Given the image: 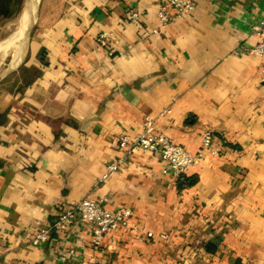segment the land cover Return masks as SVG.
Returning a JSON list of instances; mask_svg holds the SVG:
<instances>
[{
	"label": "crops",
	"instance_id": "0c3cea01",
	"mask_svg": "<svg viewBox=\"0 0 264 264\" xmlns=\"http://www.w3.org/2000/svg\"><path fill=\"white\" fill-rule=\"evenodd\" d=\"M22 1L0 0V19ZM157 11L158 0H39L0 75V264H264V58L250 51L264 0H195L153 32ZM147 117L191 152L212 132L218 153L184 173L193 184L142 148L107 171L119 136ZM85 197L129 207L130 224L99 247L78 220L31 242Z\"/></svg>",
	"mask_w": 264,
	"mask_h": 264
},
{
	"label": "built area",
	"instance_id": "2783aa9c",
	"mask_svg": "<svg viewBox=\"0 0 264 264\" xmlns=\"http://www.w3.org/2000/svg\"><path fill=\"white\" fill-rule=\"evenodd\" d=\"M194 2L195 0H158V25L152 31L159 32L176 17L190 14L194 8ZM139 16L140 13L137 10L128 14V17L133 19H137ZM253 30L258 34L259 39L250 47V51L264 58V18L253 25ZM96 41L99 45L108 48L109 53H112L110 35L106 31L99 33ZM260 78L264 81V59L260 68ZM118 145L124 153L107 165L108 172L121 167L135 148L158 153L172 167L176 175L184 174L191 166L200 163L205 150L218 153V148L213 145V135L209 129H205L202 133L201 149L191 152L182 144L171 140L164 132L155 130L154 121L150 117L144 119L141 130L136 134H121L118 138ZM103 200L106 198L98 200L85 197L69 201L59 212L52 225L41 228L31 239V242L34 244L44 242L50 237L51 229L59 231L78 220L87 224L93 245L99 247L108 231L117 227H127L132 214L129 207L111 210L103 205Z\"/></svg>",
	"mask_w": 264,
	"mask_h": 264
},
{
	"label": "rangeland",
	"instance_id": "374dc122",
	"mask_svg": "<svg viewBox=\"0 0 264 264\" xmlns=\"http://www.w3.org/2000/svg\"><path fill=\"white\" fill-rule=\"evenodd\" d=\"M26 1L27 0H23L21 5L22 7H20V9L19 8L14 9L13 13L10 14L9 17L4 18L2 20L0 19V75L8 68L13 66L12 61L14 59L13 53H14L15 45L12 43H8V40L13 38V35H16L18 32V29L20 27V21H19L21 16L20 14H22L23 12ZM31 1H33V7L30 12L28 25L26 26L27 33H25V38L23 39L21 44L20 54L22 53V51L26 46L38 10L39 0H31Z\"/></svg>",
	"mask_w": 264,
	"mask_h": 264
},
{
	"label": "bare ground",
	"instance_id": "6f19581e",
	"mask_svg": "<svg viewBox=\"0 0 264 264\" xmlns=\"http://www.w3.org/2000/svg\"><path fill=\"white\" fill-rule=\"evenodd\" d=\"M32 7H33V1L27 0L22 14H20L21 15L20 19H19L20 27L18 29V32L16 35H13V38L8 40V43H12L15 45L14 53H13L14 59L12 61V65H14L19 60V58L21 56L20 55L21 44H22L23 39L25 38V33H27L26 32V26L28 25V22H29V16H30V12H31ZM17 20H18V18H17ZM14 23H15V21H14ZM13 34H14V32H13ZM12 65H10V66H12Z\"/></svg>",
	"mask_w": 264,
	"mask_h": 264
},
{
	"label": "trees",
	"instance_id": "16d2710c",
	"mask_svg": "<svg viewBox=\"0 0 264 264\" xmlns=\"http://www.w3.org/2000/svg\"><path fill=\"white\" fill-rule=\"evenodd\" d=\"M14 10V9H13ZM9 12V9L5 7H0V16L7 15ZM178 185L179 187H182L183 185H190L193 184L196 180L194 176H186L185 174L179 175Z\"/></svg>",
	"mask_w": 264,
	"mask_h": 264
}]
</instances>
